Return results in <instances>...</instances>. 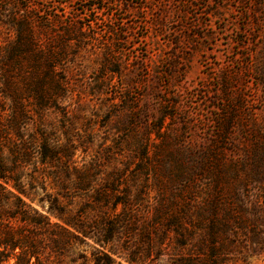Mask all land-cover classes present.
<instances>
[{
    "label": "rangeland",
    "instance_id": "rangeland-1",
    "mask_svg": "<svg viewBox=\"0 0 264 264\" xmlns=\"http://www.w3.org/2000/svg\"><path fill=\"white\" fill-rule=\"evenodd\" d=\"M21 23L58 55L46 112L26 58L11 73L25 139L64 153L10 175L48 217L40 264H264V0H0L5 108L3 48ZM7 141L0 126L4 158ZM171 200L177 227L157 223ZM127 212L107 244L99 229Z\"/></svg>",
    "mask_w": 264,
    "mask_h": 264
},
{
    "label": "trees",
    "instance_id": "trees-1",
    "mask_svg": "<svg viewBox=\"0 0 264 264\" xmlns=\"http://www.w3.org/2000/svg\"><path fill=\"white\" fill-rule=\"evenodd\" d=\"M26 24L21 23L15 26L16 39L3 48L2 57L3 92L4 96L12 101L7 108L0 104V126L7 129V145L10 146L3 145V147H8L10 150V156L4 158V148L0 150L3 158L0 161V180L5 182V184L0 182V264H11L12 261V264H40L41 253L36 245L37 233L44 229L42 221L48 220V217L38 213L27 205L20 195L8 188V185L12 183L10 175L20 173L24 161L26 159L31 160L36 155L41 156L42 162L52 163L64 154L59 151L60 148L52 151L48 146L38 145V140L35 138L32 140L25 139L26 130L23 127L24 106L15 92V83L11 79V73L21 70L24 66L22 59L26 58V64L31 65L33 70L30 78L33 89L32 95L36 98L41 110L46 112L50 107V95L47 90L55 81L54 72L56 71L58 56L56 55V48L53 45H44L42 40L32 35L31 28L29 30ZM69 33L63 32L62 34ZM16 141L19 143H16ZM10 157L13 158V162L8 163ZM85 180V178H81L79 184L83 185ZM13 187L18 189L16 186ZM18 191L20 194H24V192ZM124 204L125 208L131 205L129 201L124 202ZM176 205V200H171L168 204H161V209L157 212V223L161 225V222L168 217V221H171V227L179 226L180 219L178 215L174 213H172L173 215H167V211L174 209ZM61 213H63V210H61ZM134 221L135 219L129 212L123 217L116 216L99 229L100 234L107 244H113L120 235L127 233L126 227ZM46 223L49 224V222ZM64 232L68 240L73 235L67 229H64ZM145 233L147 234V240L150 242L151 232L145 230ZM58 243V239H55L54 244ZM204 244L208 250L213 246L205 243V241ZM115 254L116 252L105 253L102 259L95 258L94 262L95 264H116L117 262L113 256Z\"/></svg>",
    "mask_w": 264,
    "mask_h": 264
}]
</instances>
